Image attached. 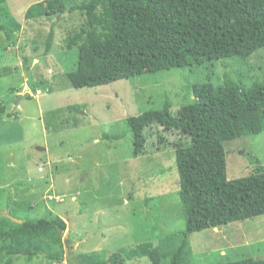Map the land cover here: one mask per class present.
Returning a JSON list of instances; mask_svg holds the SVG:
<instances>
[{
    "label": "rangeland",
    "instance_id": "1",
    "mask_svg": "<svg viewBox=\"0 0 264 264\" xmlns=\"http://www.w3.org/2000/svg\"><path fill=\"white\" fill-rule=\"evenodd\" d=\"M38 1L7 0L22 29L10 38L0 31V103L7 107L0 118V229L15 203L27 204L17 209L31 212L32 218L44 217L46 206L52 205L68 224L66 257L56 261L38 255L30 261L21 256L14 264H70L68 258L78 264L83 262L82 254L108 255L137 242L156 243L170 232L185 231L174 152L158 150L148 139V153L134 157L127 119L165 109L167 100L176 112L193 99L191 85L209 75L216 85L235 80L240 73L248 85L264 81V52H258L264 48L247 60L220 61L212 69L206 63L193 74L170 69L75 88L66 74L75 69L79 50H67L64 40L79 29L85 16L79 10L64 16L61 27L56 25L54 54L43 61L53 21L25 19L28 7ZM63 1L69 9L88 2ZM38 89L42 94L36 93ZM154 126L146 130L147 137ZM226 149L228 177L246 176L249 157L244 153L257 156L264 165V131L230 140ZM132 189H137L136 202H128ZM29 193L37 194L36 201ZM190 240L192 264L264 255V215L195 231ZM139 263L152 264L147 257Z\"/></svg>",
    "mask_w": 264,
    "mask_h": 264
},
{
    "label": "trees",
    "instance_id": "2",
    "mask_svg": "<svg viewBox=\"0 0 264 264\" xmlns=\"http://www.w3.org/2000/svg\"><path fill=\"white\" fill-rule=\"evenodd\" d=\"M74 10L85 16L79 29L64 40V48L79 50L75 69L66 74L75 88L170 69L193 74L206 65L212 69L220 61L247 60L264 52L260 50L264 48V0H88L70 9L63 0H40L28 7L25 19L53 21L43 61L53 53L56 25H62L64 16ZM21 29L7 0H0V31L10 38ZM210 78L193 83V99L176 112L167 100L165 109L127 119L134 157L148 153V139L158 150L174 152L185 231L170 232L156 243L137 242L108 255L82 254L83 262L78 264H140L146 257L152 264H192L193 232L264 215L263 163L244 153L249 157V173L230 179L226 149L230 140L264 131V81L248 85L244 73L222 85ZM6 112V105L0 103V118ZM153 124L147 137L146 130ZM136 190H130L128 202H136ZM24 205L15 203L8 210L22 223L5 216L7 224L0 229V264H14L21 256L32 261L38 255L64 261L66 219L50 211L32 218L31 212L18 210ZM67 262L74 264L71 258ZM219 264H264V255L228 257Z\"/></svg>",
    "mask_w": 264,
    "mask_h": 264
},
{
    "label": "crops",
    "instance_id": "3",
    "mask_svg": "<svg viewBox=\"0 0 264 264\" xmlns=\"http://www.w3.org/2000/svg\"><path fill=\"white\" fill-rule=\"evenodd\" d=\"M27 90H28V88H29V86H27V87H25ZM16 183V182H15ZM33 188V187H32ZM34 189V188H33ZM34 191V190H33ZM30 195V197L33 199V201H36V198H37V194H35V193H29ZM26 201H29L28 199H25ZM50 205H51V203H50ZM46 206V205H45ZM46 208H47V211H50V212H52V213H54V214H57L56 213V211L54 212L53 210H52V205L51 206H46ZM54 210H56V208H54ZM4 212H6V211H4ZM48 213V212H47ZM46 213V214H47ZM57 215H59V214H57ZM60 216V215H59Z\"/></svg>",
    "mask_w": 264,
    "mask_h": 264
},
{
    "label": "water",
    "instance_id": "4",
    "mask_svg": "<svg viewBox=\"0 0 264 264\" xmlns=\"http://www.w3.org/2000/svg\"><path fill=\"white\" fill-rule=\"evenodd\" d=\"M5 215H6L8 218H10L12 221H14V222H17V223H22V222H23L22 220L15 218V217L12 216L11 214L6 213Z\"/></svg>",
    "mask_w": 264,
    "mask_h": 264
},
{
    "label": "clouds",
    "instance_id": "5",
    "mask_svg": "<svg viewBox=\"0 0 264 264\" xmlns=\"http://www.w3.org/2000/svg\"><path fill=\"white\" fill-rule=\"evenodd\" d=\"M42 90L41 89H39L36 93L37 94H42V92H41ZM9 214V213H8ZM6 216V215H5Z\"/></svg>",
    "mask_w": 264,
    "mask_h": 264
},
{
    "label": "built area",
    "instance_id": "6",
    "mask_svg": "<svg viewBox=\"0 0 264 264\" xmlns=\"http://www.w3.org/2000/svg\"><path fill=\"white\" fill-rule=\"evenodd\" d=\"M43 168L41 167L40 170H42Z\"/></svg>",
    "mask_w": 264,
    "mask_h": 264
}]
</instances>
